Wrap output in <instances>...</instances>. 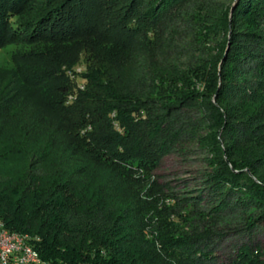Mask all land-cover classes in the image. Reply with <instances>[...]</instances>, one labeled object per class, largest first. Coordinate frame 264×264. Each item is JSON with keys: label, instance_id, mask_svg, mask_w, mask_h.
I'll list each match as a JSON object with an SVG mask.
<instances>
[{"label": "trees", "instance_id": "obj_1", "mask_svg": "<svg viewBox=\"0 0 264 264\" xmlns=\"http://www.w3.org/2000/svg\"><path fill=\"white\" fill-rule=\"evenodd\" d=\"M184 1L51 0L26 29L22 38L31 41L94 36L122 50L115 59L95 57L74 100L48 101L29 116L25 98L0 87V222L30 235L44 264H215L206 241L213 232L195 224L214 226L227 195L240 192L238 203L256 207L246 225L264 226V79L252 88L240 83L253 51L224 55L227 41L208 57L183 60L181 51L167 52L176 37H159L157 28L145 35ZM25 2L0 0V45L20 40L8 15ZM240 14L259 26L264 0H238L231 21L229 7L219 16L227 29ZM116 69H132L137 83ZM38 74L26 82L54 78ZM185 140L212 154L204 184L224 199L208 213L180 204L154 172ZM255 250L240 247L230 264H264Z\"/></svg>", "mask_w": 264, "mask_h": 264}, {"label": "rangeland", "instance_id": "obj_2", "mask_svg": "<svg viewBox=\"0 0 264 264\" xmlns=\"http://www.w3.org/2000/svg\"><path fill=\"white\" fill-rule=\"evenodd\" d=\"M50 2L51 0H26L18 12L9 14L8 19L11 25L14 28L21 27L18 33L20 40L0 45V87H3L7 93L12 91L9 95H21L25 98L22 109L30 110L26 111L27 116L32 115V111L34 113L39 111V106L48 101L57 98L66 101L74 100L78 92L84 89L85 75L94 64L95 57H114L115 59L122 54L120 47L94 36H83L60 42L31 41L22 38L27 37L26 35L30 32L26 29L39 21L40 15L45 12ZM237 2L238 0L184 1L179 6L169 9L167 15L153 26L155 29L147 28L145 31L148 33L145 32V35L155 37L153 31L157 28L156 32H160L159 37H176V47L172 45L167 52L172 55L174 51H181L182 55L178 57H182L183 60L191 57H208L213 50L220 47L221 41H227L224 55L233 52L240 55V53L246 54L253 51L247 54L249 55L247 62L244 60V65H241L238 72L240 83L252 88L257 81L264 79V67H262L264 65V20L257 18L259 26L250 28L246 21L249 14L247 16L240 14L236 27H233L231 23L226 29L219 13L229 7L231 21L234 18ZM140 36L144 37V32ZM247 37L262 38L260 41H254ZM233 38H235L234 43H232ZM237 43H241L240 46ZM254 53L256 55L252 56ZM221 65L222 62L220 68ZM40 71H48L54 78L39 85L26 82V77L34 79L38 77ZM114 72L117 74L120 72V76L127 83H137L132 69L121 71L116 69ZM60 85L68 86L69 91L61 92L58 88ZM190 122L192 123L193 119ZM187 137L190 139L191 136ZM231 137L232 134L229 133V138L232 139ZM224 138L227 139L225 136ZM219 139L228 160L222 134ZM211 156L206 147L202 148L193 140H185L177 146L175 152L165 156L158 168L154 170L157 180L164 184L165 191L177 200L181 199L180 204L185 203L186 208L193 210L196 215L208 213L218 205L220 199H224L223 192H215L204 184V177L210 171L207 160ZM245 170L259 181L249 169L245 168ZM241 196L245 195L242 192L235 195L237 198L227 195L226 205L217 214L218 221L214 226L209 227V222L205 224L206 222H200L201 219L195 224L201 230L213 232L206 241L215 255V264H230L231 259L244 245L256 249L255 254L264 261V226L246 225L249 213L252 210L255 211L256 207L251 204H242L243 200L238 203L237 199ZM165 201L169 203L173 202V199L167 197Z\"/></svg>", "mask_w": 264, "mask_h": 264}, {"label": "built area", "instance_id": "obj_3", "mask_svg": "<svg viewBox=\"0 0 264 264\" xmlns=\"http://www.w3.org/2000/svg\"><path fill=\"white\" fill-rule=\"evenodd\" d=\"M14 249H22V256H14ZM0 264H41L38 253H29L16 237L0 231Z\"/></svg>", "mask_w": 264, "mask_h": 264}, {"label": "bare ground", "instance_id": "obj_4", "mask_svg": "<svg viewBox=\"0 0 264 264\" xmlns=\"http://www.w3.org/2000/svg\"><path fill=\"white\" fill-rule=\"evenodd\" d=\"M0 231H2L4 234L11 235L12 237H16L19 239L21 242L25 244V248H27V251L29 253H38V261L41 262V264H44V261L39 254V252L35 249L32 241H31V236L28 234H23L20 232H12L8 228L5 227V225L0 222ZM14 256H22V249H14Z\"/></svg>", "mask_w": 264, "mask_h": 264}]
</instances>
